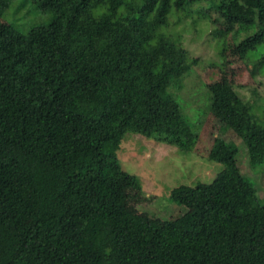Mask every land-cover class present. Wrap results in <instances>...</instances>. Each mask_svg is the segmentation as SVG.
Here are the masks:
<instances>
[{"label": "trees", "instance_id": "1", "mask_svg": "<svg viewBox=\"0 0 264 264\" xmlns=\"http://www.w3.org/2000/svg\"><path fill=\"white\" fill-rule=\"evenodd\" d=\"M43 1L58 20L0 25V264H264V204L226 142L208 152L223 166L211 182L171 190L188 210L169 222L135 211L140 182L117 157L127 133L199 141L170 93L197 62L167 33L171 14L205 2L199 16L244 26L234 54L264 72V0ZM209 100L248 161L264 155V124L234 87Z\"/></svg>", "mask_w": 264, "mask_h": 264}, {"label": "rangeland", "instance_id": "2", "mask_svg": "<svg viewBox=\"0 0 264 264\" xmlns=\"http://www.w3.org/2000/svg\"><path fill=\"white\" fill-rule=\"evenodd\" d=\"M205 5L201 2L186 12H173L166 30L178 38L188 60L197 61L179 87L170 90L198 134L194 150L181 151L127 133L117 151L121 168L140 182L141 194L132 202L133 208L156 221L169 222L187 212V204H176L170 199L173 188L209 183L223 169L208 158L217 138L231 149L233 171L239 183L254 185L257 199L264 204V155L251 164L242 141L209 110L210 96L231 84L249 103L251 114L264 124V72L254 57L242 60L234 54V44L245 35V27L236 28L238 34L227 32L214 10L207 11L205 17L194 11ZM58 18L55 7L45 5L43 0H0V25H11L21 35Z\"/></svg>", "mask_w": 264, "mask_h": 264}]
</instances>
